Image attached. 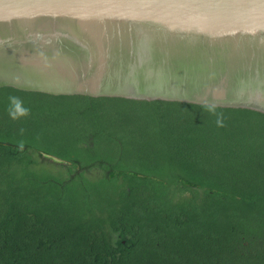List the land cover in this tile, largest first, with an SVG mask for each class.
Segmentation results:
<instances>
[{
	"label": "trees",
	"instance_id": "1",
	"mask_svg": "<svg viewBox=\"0 0 264 264\" xmlns=\"http://www.w3.org/2000/svg\"><path fill=\"white\" fill-rule=\"evenodd\" d=\"M0 264H264V113L0 87Z\"/></svg>",
	"mask_w": 264,
	"mask_h": 264
},
{
	"label": "water",
	"instance_id": "2",
	"mask_svg": "<svg viewBox=\"0 0 264 264\" xmlns=\"http://www.w3.org/2000/svg\"><path fill=\"white\" fill-rule=\"evenodd\" d=\"M264 113V0H0V87Z\"/></svg>",
	"mask_w": 264,
	"mask_h": 264
},
{
	"label": "rangeland",
	"instance_id": "3",
	"mask_svg": "<svg viewBox=\"0 0 264 264\" xmlns=\"http://www.w3.org/2000/svg\"><path fill=\"white\" fill-rule=\"evenodd\" d=\"M39 162L46 169H48V171H50L51 173H54V174H57L60 171V169H62V168H59V165L57 163H54L55 161L53 159H50L48 157L40 158ZM92 175H94V174H92Z\"/></svg>",
	"mask_w": 264,
	"mask_h": 264
}]
</instances>
